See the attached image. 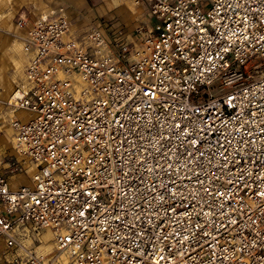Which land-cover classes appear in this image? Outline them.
Listing matches in <instances>:
<instances>
[{"label": "built area", "instance_id": "built-area-1", "mask_svg": "<svg viewBox=\"0 0 264 264\" xmlns=\"http://www.w3.org/2000/svg\"><path fill=\"white\" fill-rule=\"evenodd\" d=\"M133 3L130 29L16 18L33 170L0 169V264H264V0Z\"/></svg>", "mask_w": 264, "mask_h": 264}, {"label": "rangeland", "instance_id": "rangeland-1", "mask_svg": "<svg viewBox=\"0 0 264 264\" xmlns=\"http://www.w3.org/2000/svg\"><path fill=\"white\" fill-rule=\"evenodd\" d=\"M33 1L0 0V92L3 90L1 83L4 81L10 82L13 89L23 79L26 56L22 50V41L17 36L18 30L15 28V20L18 14H20V10H17V7L21 5L23 6L21 8H26V10H29L26 12L29 13L30 8L35 4V1ZM36 1L40 2L39 0ZM61 1L63 10L70 18V31H75L76 35L84 32L88 28L89 23L94 19L110 20L116 25H122L130 29L135 23L146 17L145 8L137 6L133 3V0ZM28 2H33L34 4H23ZM39 5L44 6V3L40 2ZM46 13L40 14L45 15ZM76 26L78 29L74 30ZM11 91L6 97H3L0 93V106L6 105ZM7 127L9 128L6 122V113L4 112L2 115L0 112V169H4L10 174L9 180L13 182H25L32 173L30 169L31 164L22 156L20 157L11 144H3L1 141V136ZM14 156L20 160L21 169L12 174L8 172V162L13 161ZM39 237L42 239V243L51 242V235L47 230L42 231Z\"/></svg>", "mask_w": 264, "mask_h": 264}, {"label": "crops", "instance_id": "crops-1", "mask_svg": "<svg viewBox=\"0 0 264 264\" xmlns=\"http://www.w3.org/2000/svg\"><path fill=\"white\" fill-rule=\"evenodd\" d=\"M34 1H35V4L33 3ZM34 1L28 2V3H23V4H29V3L34 4L30 8L29 13L26 12V11H29V10H26V8H21L23 6H21V5L18 6L17 10H20V14H18V16L16 18H23L28 23H31L34 19L38 18L40 15H44V14H40V13H46L47 12L44 15L47 17V16H51L52 14L56 13L60 8H62V1L61 0H39L40 2L44 3V6H40L39 5L40 2H38L36 0H34ZM69 1H71V0H69ZM31 13H33V14H31ZM78 27H79V25H78ZM78 27L76 26L74 28V30H77ZM17 30H18L17 36L21 40V38L25 34V31H22L19 29H17ZM74 32L75 31H73V33ZM1 85L3 86V90L0 93L3 97H6V95L12 90V86H11L10 82H5V81L3 83H1ZM8 97H9V95H8ZM1 101H2V99H1ZM10 110L11 109L7 104L0 106V112L2 113V115L4 114V112L6 113V122H7V116L9 114ZM16 114L20 115V112H16ZM1 141L3 142V144H7V145L11 144L12 145V130L10 129V127L5 128V132L1 136ZM1 170H3V169H1ZM27 183H29V178L25 182H21V181L20 182H13L10 180V185L12 188H17L19 185H25ZM46 245L49 246L50 242H47Z\"/></svg>", "mask_w": 264, "mask_h": 264}, {"label": "bare ground", "instance_id": "bare-ground-1", "mask_svg": "<svg viewBox=\"0 0 264 264\" xmlns=\"http://www.w3.org/2000/svg\"><path fill=\"white\" fill-rule=\"evenodd\" d=\"M42 16H44V15H42ZM70 32H72V31H70ZM8 98H9V97H8ZM7 101H8V99H7ZM7 101H6V102H7ZM12 146H13V149H14V145H13V136H12ZM14 150H15V149H14ZM15 152L17 153L16 150H15ZM17 154H18V153H17ZM18 155L21 157L20 154H18ZM30 169H31V172H32V170H33V166H32V165H31ZM27 184H29V183H27ZM27 184H26V185H27ZM47 232H49V234L51 235V242H50V245H49V246L46 245V242H45V243H42V248H43L44 250H51L52 247H53V242H52L53 234H52V232L49 231V230H47ZM42 242H43V241H42ZM59 258H60V260H61L63 263H65V261H66V256H65L64 253H61L60 256H59Z\"/></svg>", "mask_w": 264, "mask_h": 264}]
</instances>
